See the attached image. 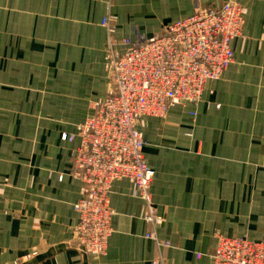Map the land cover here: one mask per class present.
<instances>
[{
	"label": "crops",
	"instance_id": "crops-1",
	"mask_svg": "<svg viewBox=\"0 0 264 264\" xmlns=\"http://www.w3.org/2000/svg\"><path fill=\"white\" fill-rule=\"evenodd\" d=\"M224 1L0 0V264H212L219 236L264 240V0H237L245 21L220 78L136 122L160 222L123 178L105 253L75 241L71 155L108 94L110 43Z\"/></svg>",
	"mask_w": 264,
	"mask_h": 264
},
{
	"label": "built area",
	"instance_id": "built-area-1",
	"mask_svg": "<svg viewBox=\"0 0 264 264\" xmlns=\"http://www.w3.org/2000/svg\"><path fill=\"white\" fill-rule=\"evenodd\" d=\"M237 0L196 8L152 37L121 38L110 43L109 91L78 128L72 174L82 184L74 204L75 241L85 252L105 253L113 210L114 181L129 179L133 194L147 205L146 219L160 222L149 188L154 171L144 160L145 141L135 125L144 116H163L174 105L199 101L208 81L220 78L234 59L232 41L241 35L245 17ZM106 20H103V25ZM119 45V51L112 48ZM63 140H73L64 134ZM212 264H264V240L219 236ZM152 264H163L154 260Z\"/></svg>",
	"mask_w": 264,
	"mask_h": 264
},
{
	"label": "rangeland",
	"instance_id": "rangeland-1",
	"mask_svg": "<svg viewBox=\"0 0 264 264\" xmlns=\"http://www.w3.org/2000/svg\"><path fill=\"white\" fill-rule=\"evenodd\" d=\"M194 113H192V115H193Z\"/></svg>",
	"mask_w": 264,
	"mask_h": 264
}]
</instances>
